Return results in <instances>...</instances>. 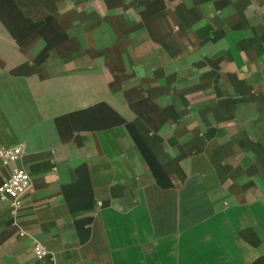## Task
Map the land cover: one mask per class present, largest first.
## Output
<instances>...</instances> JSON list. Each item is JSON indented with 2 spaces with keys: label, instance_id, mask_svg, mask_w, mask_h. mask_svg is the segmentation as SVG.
<instances>
[{
  "label": "crops",
  "instance_id": "1",
  "mask_svg": "<svg viewBox=\"0 0 264 264\" xmlns=\"http://www.w3.org/2000/svg\"><path fill=\"white\" fill-rule=\"evenodd\" d=\"M0 145V264H252L264 0H0Z\"/></svg>",
  "mask_w": 264,
  "mask_h": 264
},
{
  "label": "built area",
  "instance_id": "2",
  "mask_svg": "<svg viewBox=\"0 0 264 264\" xmlns=\"http://www.w3.org/2000/svg\"><path fill=\"white\" fill-rule=\"evenodd\" d=\"M23 154V148L19 145L13 147L0 145V162L3 166L11 168L10 175L0 185V201L8 203L12 215H15L20 209V201L30 186L28 173L13 166ZM19 234L23 235L21 232ZM33 252L37 258H42L45 255L44 249L37 242L33 244Z\"/></svg>",
  "mask_w": 264,
  "mask_h": 264
},
{
  "label": "trees",
  "instance_id": "3",
  "mask_svg": "<svg viewBox=\"0 0 264 264\" xmlns=\"http://www.w3.org/2000/svg\"><path fill=\"white\" fill-rule=\"evenodd\" d=\"M252 264H264V257L258 258Z\"/></svg>",
  "mask_w": 264,
  "mask_h": 264
}]
</instances>
